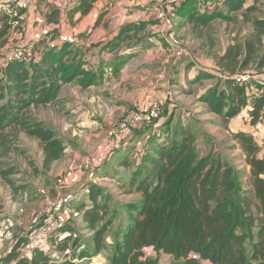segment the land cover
<instances>
[{"label":"trees","instance_id":"obj_1","mask_svg":"<svg viewBox=\"0 0 264 264\" xmlns=\"http://www.w3.org/2000/svg\"><path fill=\"white\" fill-rule=\"evenodd\" d=\"M256 1L219 0L220 8L205 9L194 18L187 15L192 13V0H183L177 8L188 22L191 19L192 25L200 26L214 19L229 21L233 13H240L260 35L264 21L250 16L256 11ZM91 5L89 0L79 8L85 13ZM19 16L0 9V132L20 124L22 111L30 106L54 103L64 84L75 80L85 88L97 83L100 76V72L84 67L87 62L82 51L71 41H62L54 48L46 45L38 58L30 52L22 59L9 60L10 32L12 28L20 31ZM254 36L245 38L242 45H227L217 60L218 68L226 73V88H209L200 96L223 122L248 104L251 125L264 119V92L247 95L246 86L232 77L251 62L258 69L264 67V55L256 56ZM199 71L195 76H215ZM164 118L165 127L170 128L173 111ZM23 128L38 140L44 166L62 156L64 146L50 128L40 123L33 129ZM162 129V134L154 132L128 175L116 179L123 193H133L134 198L119 201L104 186L88 181L83 188L87 194L76 202L81 209L79 226L63 218L47 239L48 248L30 246L28 257L20 251L27 241L18 237L0 255V264H79L105 248L107 231L116 219L110 264H161V254L169 255L173 264H264V139L259 144L251 134H232L244 169L248 168L243 170L247 179L242 185L240 170L234 164L212 153L199 154L193 132L180 120L172 131ZM119 164L130 167L127 155ZM73 195L67 198L68 203L74 201ZM80 229L90 230L86 240L79 235ZM148 247L153 250L150 255L144 252Z\"/></svg>","mask_w":264,"mask_h":264},{"label":"crops","instance_id":"obj_2","mask_svg":"<svg viewBox=\"0 0 264 264\" xmlns=\"http://www.w3.org/2000/svg\"><path fill=\"white\" fill-rule=\"evenodd\" d=\"M85 1L89 0H0V4L10 5L8 9H0L20 13L21 30L18 36L21 41L18 43L25 45V56L31 52L38 58L46 45L49 46L61 37L72 36V44L82 51L87 62L84 67L97 74L100 72L98 82L88 87L82 88L75 80L64 84L56 101L45 105L50 106L51 111H56L52 116L60 121L59 126L49 128L62 142L66 135L76 146L74 151L62 143V156L48 163L46 167H43L42 151L41 167L49 169V172L59 170V174L81 164L99 166L102 163L99 168L104 170L105 163L108 162L111 166L114 162L118 165L119 160L126 155L130 162L131 148L126 142L130 138L128 134L122 137L114 150L126 143L127 146L119 148L115 155L106 157L96 146L104 142L107 131L129 109L136 107L146 93L152 92L156 99L163 101L170 98L173 79L178 69L176 61L181 59L172 56V51L174 46H179L177 39L187 29L182 10L165 7L162 0H92L87 12L82 13L79 5ZM160 10L165 11L164 17L158 16ZM39 39H42L41 43H38ZM27 44H30V48ZM165 57L169 58L168 62H165ZM194 69L193 77L198 70L214 73L208 68ZM249 93L256 95L253 89ZM249 111L248 104L235 117L246 114L247 126L255 131L245 132L239 129L235 132L251 134L261 144L264 139V119L251 125ZM235 117L231 118L232 121H235ZM257 134L259 141L255 138ZM79 151L84 155L77 157L76 153ZM67 152H73L72 157ZM139 158L137 156L134 166ZM119 167L121 170L117 169L118 176H122L126 167L120 164ZM245 170L248 171V168ZM80 174L81 172L75 173L74 181ZM117 182L115 179L114 184L118 186ZM54 189L56 196L43 207H61V190L55 184ZM71 193L73 195V191ZM43 198V203L49 201L46 195ZM66 200L64 199L66 207L60 209L61 217L71 219L70 209H75L78 210L75 214L80 221L81 209L76 206V202L68 203ZM23 215L25 213L22 210L20 217ZM85 260L93 261L96 257H84L80 263Z\"/></svg>","mask_w":264,"mask_h":264},{"label":"rangeland","instance_id":"obj_3","mask_svg":"<svg viewBox=\"0 0 264 264\" xmlns=\"http://www.w3.org/2000/svg\"><path fill=\"white\" fill-rule=\"evenodd\" d=\"M190 8L192 13H187V15L190 14L194 18L197 13H201L205 9L210 10V8L218 9L220 5L219 0H192ZM231 16L232 19L229 21L214 19L205 26L192 25L191 19L188 22L187 16L184 17L187 29L183 34H180L177 42H179V47L186 51V55L176 61L178 69L173 79L170 98L164 101L158 99L162 104L161 114L158 119L147 124L145 128L139 129V131H136L138 129L136 128L134 129L135 131L131 130L129 132L130 138L126 142L131 148L130 167L128 169L125 168L126 170H124V175L122 176L126 177L128 175L135 164L137 156L141 155L151 137L155 136L154 132L162 134L161 129L166 126L164 116L169 111H173V122L170 128H165L172 131L177 120H180L193 132L195 136L194 144L199 154L212 153L234 164L240 170L238 172L241 176V184L245 183L247 179L243 172L245 166L241 151L232 140V134L239 129H243L245 132H253L255 130L247 126L246 114L235 117V121L231 119L225 123L220 115L210 111L207 103L200 99V96L209 88H218L219 90L226 88L224 81L226 73L218 68L217 59L228 44L237 43L242 45L245 38L255 34L254 37L257 41L256 56L264 55V33L257 35L252 24L246 21L240 13H233ZM250 16L258 17L264 21V0L256 1V11L251 13ZM19 32L16 28H12L10 32V47L22 49V56L24 57L27 50H25V45L18 43L21 41V37L18 36ZM196 67L208 68L216 75H208V73L193 77L192 74ZM240 70H255L264 76V67L258 69L253 62ZM252 85H254V82L245 85L247 95H250V86ZM51 110L50 106L32 105L22 111L20 124L0 132V255L10 249L9 247L12 246L18 237L25 238V233L32 227L30 222L32 216L56 196L54 184L57 174L61 171L52 170V172H49V169L46 170L41 167V146L38 140L27 134V129L23 128L33 129L36 123L48 128L50 126H59L60 121L55 116H52V113L56 111ZM166 129L162 130L167 131ZM256 133L258 132L256 131ZM255 138L259 141L258 134ZM63 140V142L61 140L62 143L76 151L73 140L67 138L66 135H64ZM67 153L72 157L73 152L71 154L70 152ZM81 155H84L81 151L76 153L77 157H81ZM112 164L110 166L108 162L105 163L106 169L104 171L99 170V166L96 165L83 166L81 174L76 181H73L72 187L61 190L60 198L63 201L61 207L59 208L57 205H54L55 208L52 207L55 217L63 219L60 215V209L66 207L64 199L70 198L71 191L74 194V202L82 200L81 198L87 194L83 188L88 181L104 186L113 195L114 199L119 201L134 198L136 195L133 193H123L124 188L121 187L120 183L118 186L114 184V180L119 177L118 170H121V168L119 164L116 165L114 162ZM97 174H102L103 176ZM91 179L95 180L92 181ZM45 195L49 201L43 203ZM111 204L114 208V202ZM22 210L25 215L20 217ZM75 212V209H70L71 222L74 226H79L80 221L77 219ZM118 220L116 219L108 229L106 234L107 245L95 255L96 260H85L83 261L84 263L81 262L79 264H110L109 257L113 248L111 243L113 242V235ZM12 229L15 231H11ZM79 235L82 240H86L90 235V230L80 229ZM247 244L249 243L247 242ZM43 246L48 248L46 243ZM144 252L146 255H150L153 250L148 247L144 249ZM159 260L161 264H173V259L165 254H161Z\"/></svg>","mask_w":264,"mask_h":264},{"label":"built area","instance_id":"obj_4","mask_svg":"<svg viewBox=\"0 0 264 264\" xmlns=\"http://www.w3.org/2000/svg\"><path fill=\"white\" fill-rule=\"evenodd\" d=\"M183 0H162V3L165 7L175 8ZM0 7L10 8V5L7 3L0 4ZM13 11V10H11ZM14 12V11H13ZM14 14H16L14 12ZM165 11L160 10L158 12L159 17H164ZM72 36H65L58 39L56 42H51L49 47H57L62 41H71ZM30 48V44H27ZM7 58L9 60H19L23 58L22 49L16 47L11 48L7 53ZM186 55V51L179 47L174 46L172 51V56L182 57ZM165 62L169 61L168 57H165ZM234 80L240 85L245 86L251 82H254V85L250 86L254 90L256 95L262 94L264 92V76L257 73L255 70H242L232 75ZM161 102L156 99L152 92H148L144 95L139 104L129 109L125 115L119 120L111 129L106 133V139L104 142L99 143L96 146V149L101 151L104 155H110L113 149L116 147L117 143L122 139L123 136L129 134V132L139 126L150 124L155 119H158L161 114ZM83 165L67 170L56 176L55 185L59 190L69 188L75 177V173L81 172ZM63 219L55 217L54 209L51 206L43 207L41 210H38L31 219L32 227L25 233L24 237L27 241L25 246H23L20 251L27 257L30 254V246H43L47 239L49 238L51 232L57 228Z\"/></svg>","mask_w":264,"mask_h":264}]
</instances>
